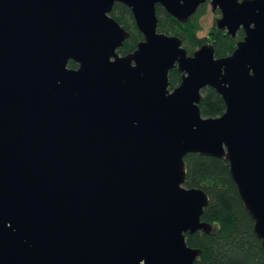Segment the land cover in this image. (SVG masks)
Wrapping results in <instances>:
<instances>
[{"label": "water", "instance_id": "1", "mask_svg": "<svg viewBox=\"0 0 264 264\" xmlns=\"http://www.w3.org/2000/svg\"><path fill=\"white\" fill-rule=\"evenodd\" d=\"M207 3L245 32L231 56L158 31V5L185 23ZM116 4L144 35L127 56ZM189 154L229 163L264 248V0H0V264H195L186 234L213 227Z\"/></svg>", "mask_w": 264, "mask_h": 264}, {"label": "trees", "instance_id": "2", "mask_svg": "<svg viewBox=\"0 0 264 264\" xmlns=\"http://www.w3.org/2000/svg\"><path fill=\"white\" fill-rule=\"evenodd\" d=\"M207 5H202L185 23L158 5V31L179 37L190 56L206 42L214 45L216 58L231 56L239 42L244 40L245 33L241 31L236 37H232L215 27L209 39H200V21L207 14ZM111 16L131 35L119 50V54L127 56L135 52L138 44L144 40V35L137 27L132 11L123 4H116ZM77 67L76 62L69 63V68ZM169 77L171 90L181 85L182 74L178 68L171 70ZM199 107L204 118H219L227 109L223 98L212 88L203 90ZM185 164V187L201 189L208 195L210 201L202 221L213 227L211 234L202 231L194 235L186 234L188 246L203 252L195 264H264L262 240L254 231L255 220L239 196L229 163L224 158L189 154L185 158Z\"/></svg>", "mask_w": 264, "mask_h": 264}, {"label": "rangeland", "instance_id": "3", "mask_svg": "<svg viewBox=\"0 0 264 264\" xmlns=\"http://www.w3.org/2000/svg\"><path fill=\"white\" fill-rule=\"evenodd\" d=\"M221 17L220 11H213L210 3L207 5V14L204 16L201 21V31L198 33L200 39H209L211 36L212 30L217 28V20ZM218 29V28H217ZM210 42H206L208 44Z\"/></svg>", "mask_w": 264, "mask_h": 264}, {"label": "flooded vegetation", "instance_id": "4", "mask_svg": "<svg viewBox=\"0 0 264 264\" xmlns=\"http://www.w3.org/2000/svg\"><path fill=\"white\" fill-rule=\"evenodd\" d=\"M208 4V3H207ZM219 11V10H218ZM241 31H244L243 29H241L239 32H241ZM226 32V31H225ZM245 33V32H244ZM244 38H245V36H244Z\"/></svg>", "mask_w": 264, "mask_h": 264}]
</instances>
